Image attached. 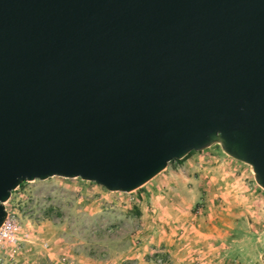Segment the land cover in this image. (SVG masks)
Instances as JSON below:
<instances>
[{"label": "water", "instance_id": "95a60500", "mask_svg": "<svg viewBox=\"0 0 264 264\" xmlns=\"http://www.w3.org/2000/svg\"><path fill=\"white\" fill-rule=\"evenodd\" d=\"M215 145L264 189V0H0V227L22 183L128 193Z\"/></svg>", "mask_w": 264, "mask_h": 264}, {"label": "rangeland", "instance_id": "374dc122", "mask_svg": "<svg viewBox=\"0 0 264 264\" xmlns=\"http://www.w3.org/2000/svg\"><path fill=\"white\" fill-rule=\"evenodd\" d=\"M5 208L15 228L3 264H257L264 253V189L218 145L132 192L54 176L20 184Z\"/></svg>", "mask_w": 264, "mask_h": 264}, {"label": "built area", "instance_id": "2783aa9c", "mask_svg": "<svg viewBox=\"0 0 264 264\" xmlns=\"http://www.w3.org/2000/svg\"><path fill=\"white\" fill-rule=\"evenodd\" d=\"M15 228L14 219L11 217V215L7 212L6 218L0 227V249L2 248V245L6 242H11L14 239L13 232ZM162 260L158 259V263H161ZM257 264H264V253L260 256L259 260L256 262ZM0 264H3L0 260ZM200 264V263H195ZM227 264H238L235 261H230Z\"/></svg>", "mask_w": 264, "mask_h": 264}, {"label": "trees", "instance_id": "16d2710c", "mask_svg": "<svg viewBox=\"0 0 264 264\" xmlns=\"http://www.w3.org/2000/svg\"><path fill=\"white\" fill-rule=\"evenodd\" d=\"M191 153H192V152H191ZM189 155H190V154H189ZM189 155H187L185 158H187ZM185 158H184V159H185ZM180 161H182V160H180ZM180 161H177V162H180Z\"/></svg>", "mask_w": 264, "mask_h": 264}]
</instances>
